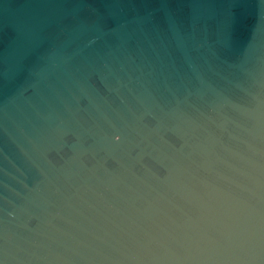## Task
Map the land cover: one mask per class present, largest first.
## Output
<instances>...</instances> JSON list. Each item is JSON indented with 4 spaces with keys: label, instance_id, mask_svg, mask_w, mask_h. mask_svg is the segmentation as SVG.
Wrapping results in <instances>:
<instances>
[{
    "label": "water",
    "instance_id": "1",
    "mask_svg": "<svg viewBox=\"0 0 264 264\" xmlns=\"http://www.w3.org/2000/svg\"><path fill=\"white\" fill-rule=\"evenodd\" d=\"M0 264H264V0H0Z\"/></svg>",
    "mask_w": 264,
    "mask_h": 264
}]
</instances>
